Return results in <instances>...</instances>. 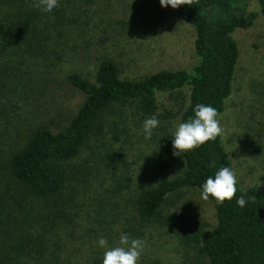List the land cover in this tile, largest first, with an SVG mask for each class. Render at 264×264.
Returning a JSON list of instances; mask_svg holds the SVG:
<instances>
[{"label":"trees","instance_id":"obj_1","mask_svg":"<svg viewBox=\"0 0 264 264\" xmlns=\"http://www.w3.org/2000/svg\"><path fill=\"white\" fill-rule=\"evenodd\" d=\"M250 1L200 0L198 5L180 6L177 16L194 31L196 61L191 67L123 78L114 60L99 58L92 78L75 69L63 74L83 98L62 127L37 121L21 130L20 109L29 108L32 99L59 84L58 71L73 56L66 53L64 15L56 14L58 9L48 13L34 7V0H0V125L15 120L7 134L18 132L15 144L7 143L6 154L0 150V264H103L105 251L98 245L101 237L111 248L131 228L142 233L143 223L172 224L175 218L163 212L171 194L191 189L202 193L208 177L214 178L221 167L233 169L224 141L218 137L184 153L175 175L140 186L130 198V216L127 211H117L116 217L99 228L101 237L94 228L87 229L88 245L85 237L71 242L73 234L61 219L72 212L70 161L89 147L91 136H104L107 113L134 105L142 114L164 121L167 134L157 154L163 169L175 159L170 120L178 117V125L187 122L194 117L197 104L211 105L222 114L238 58L232 32L252 26L256 13L248 10ZM257 2L264 18V0ZM184 88H188L187 96ZM160 94L168 95L166 102H160ZM105 156L112 159L110 154ZM241 196L248 201L243 208L237 204ZM208 200L214 209L211 226L206 222L196 228L179 226L180 241L195 245L201 258L198 264H264V186L237 183L233 200L222 205L211 196ZM91 231L96 233L94 238ZM129 236L138 237L135 233ZM149 264L163 263L154 260Z\"/></svg>","mask_w":264,"mask_h":264},{"label":"rangeland","instance_id":"obj_2","mask_svg":"<svg viewBox=\"0 0 264 264\" xmlns=\"http://www.w3.org/2000/svg\"><path fill=\"white\" fill-rule=\"evenodd\" d=\"M59 5L55 9H58L56 14L64 15L66 53L73 57L63 71H58L59 84L50 85L31 100V105L26 104L29 108L20 109L19 118L24 123L21 130L37 121L52 128L62 127L83 98L64 80L63 74L75 69L92 78L99 58L114 60L123 78H141L161 69H187L196 61L192 26L177 16L176 9L162 7L160 0H59ZM248 10L255 12L256 18L251 27L232 32L238 58L232 91L219 117L224 145L242 187L264 186V18L257 0L250 1ZM183 92L187 96L188 88ZM167 98V94L159 96L162 103ZM106 116L104 136H91L89 147L70 161L74 174L69 202L72 212L61 219L64 218L68 232L73 234L75 240L69 238L71 242L86 238L88 245L86 231L90 228L97 232L91 231L93 238L95 234L101 237L99 228L116 217L117 211H127L126 215L130 216V198L140 186L153 184L161 176L175 175L182 164L180 157H175L165 169L157 163V154L167 134L164 121L158 119L159 127L153 130L150 139H145L141 130L150 116L134 105ZM15 124L14 120L0 125L3 154L8 150L7 143L15 144L18 132L12 130L7 134ZM167 124V131L175 133L178 117ZM163 212L175 218L172 224L140 222L142 233L135 228L127 233H135L147 242L138 264L154 260L163 264H198L201 258L195 245L180 241L179 226L182 223L196 228L201 222L211 226L214 223L211 201H204L198 190H181L168 197ZM114 228L119 225L115 224ZM116 246L119 243L110 245Z\"/></svg>","mask_w":264,"mask_h":264},{"label":"clouds","instance_id":"obj_3","mask_svg":"<svg viewBox=\"0 0 264 264\" xmlns=\"http://www.w3.org/2000/svg\"><path fill=\"white\" fill-rule=\"evenodd\" d=\"M200 0H160L162 7L171 6L177 9L180 6L198 5ZM59 0H34V7L43 12H52L58 8ZM220 114L217 109L211 105L197 104L194 109V117L189 118L187 122L180 123L175 131L173 139V156L183 157L184 153L194 151L209 141H215L218 137L223 139L224 129L220 123ZM160 121L156 116L146 119L142 126V134L145 139H150L153 130L158 128ZM215 167V162H213ZM237 175L230 167H221L214 178L208 177L203 184L201 198L207 201L211 196L218 204H224L225 201H231L236 198ZM255 202V197L250 198ZM248 203L241 196L237 199V204L243 208ZM98 245L107 249L104 253L103 264H138L141 254L147 247L146 240L139 238H130L127 233H121L119 237V246L108 248V241L101 237Z\"/></svg>","mask_w":264,"mask_h":264}]
</instances>
